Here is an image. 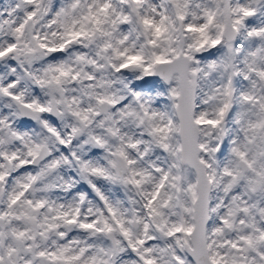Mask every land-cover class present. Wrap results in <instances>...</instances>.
<instances>
[{"label": "snow or ice", "instance_id": "obj_1", "mask_svg": "<svg viewBox=\"0 0 264 264\" xmlns=\"http://www.w3.org/2000/svg\"><path fill=\"white\" fill-rule=\"evenodd\" d=\"M0 264H264V0H0Z\"/></svg>", "mask_w": 264, "mask_h": 264}]
</instances>
